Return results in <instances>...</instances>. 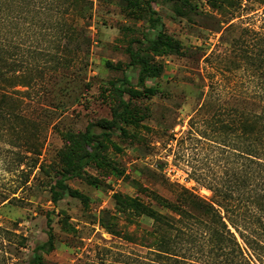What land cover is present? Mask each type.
Instances as JSON below:
<instances>
[{
    "label": "rangeland",
    "instance_id": "374dc122",
    "mask_svg": "<svg viewBox=\"0 0 264 264\" xmlns=\"http://www.w3.org/2000/svg\"><path fill=\"white\" fill-rule=\"evenodd\" d=\"M91 1L92 9L86 14L90 18L81 10L67 15L79 28L90 22L91 45L63 39L61 43L77 53L76 61L70 69L62 68L60 75H52V82L18 86L24 99L19 100L21 112L32 123L25 134L11 129L0 132V264H32L36 245L48 239L49 217L54 247L43 254L41 264H116L119 252L126 254L123 260L127 261L134 252L145 250L108 225L112 215L124 218L134 212L116 203L117 194L140 198L160 212L169 210L156 193L172 198L176 188L171 183L204 198L212 196L191 173L195 161L188 162L191 156H184L170 136L186 134L202 100H227L233 80L215 73L213 63H206L203 55L230 54L226 27L232 21L258 26L264 0H215L214 5L209 0ZM149 2L162 19V30L179 44V50L147 51L163 71L141 84L128 47L144 39ZM86 48L90 53L82 61ZM124 76L130 78L131 90L143 93L129 96L132 113L124 124L126 131L100 137L107 143L101 158L87 166L83 177L68 181L72 190L87 196V202L67 194L55 203L51 186L56 170L63 166L59 152L65 134L110 119L118 104L112 85ZM216 76L225 82L213 88ZM145 88L155 93L150 95ZM28 138L40 154L29 149ZM143 221L153 223L150 218Z\"/></svg>",
    "mask_w": 264,
    "mask_h": 264
},
{
    "label": "trees",
    "instance_id": "16d2710c",
    "mask_svg": "<svg viewBox=\"0 0 264 264\" xmlns=\"http://www.w3.org/2000/svg\"><path fill=\"white\" fill-rule=\"evenodd\" d=\"M150 2L144 39L128 47L130 64L138 67L141 84L163 71L161 65L152 63L147 51L179 50V44L162 30V19ZM91 9V0H0V132L26 133L32 122L21 112L19 100L24 99L17 87L52 82V75L72 66L77 53L61 42L68 39L88 47L91 24L86 20L79 28L67 15L81 10L90 18L86 14ZM258 12V26L232 20L228 24L230 54L212 51L203 55L206 63H213L215 73L233 80L227 100H202L186 134L170 136L184 156H191L187 161H195L191 173L212 192L211 198L171 183L176 188L172 198L156 193L169 210L160 212L140 198L117 194L116 203L134 212L124 218L112 215L108 225L145 252L136 251L127 261L123 260L126 254L119 252L116 264H264V4ZM82 51L85 61L90 52L87 48ZM224 78H213L212 87L223 86ZM129 85L128 76L113 83L118 104L110 119L65 134L59 152L63 166L56 170L51 186L55 203L67 194L87 202V196L72 190L68 181L83 177L87 166L101 158L107 143L100 137L126 131L124 124L132 113L129 96L143 95ZM144 91L155 93L153 88ZM29 138L25 141L29 149L40 154ZM144 218L153 223H144ZM47 232L48 239L34 249L32 264H41L43 254L54 247L50 217Z\"/></svg>",
    "mask_w": 264,
    "mask_h": 264
}]
</instances>
